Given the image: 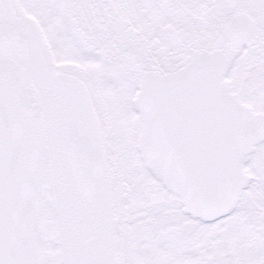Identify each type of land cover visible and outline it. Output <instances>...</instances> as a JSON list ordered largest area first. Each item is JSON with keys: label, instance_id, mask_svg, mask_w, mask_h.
<instances>
[{"label": "snow or ice", "instance_id": "snow-or-ice-1", "mask_svg": "<svg viewBox=\"0 0 264 264\" xmlns=\"http://www.w3.org/2000/svg\"><path fill=\"white\" fill-rule=\"evenodd\" d=\"M0 264H264V0H0Z\"/></svg>", "mask_w": 264, "mask_h": 264}]
</instances>
